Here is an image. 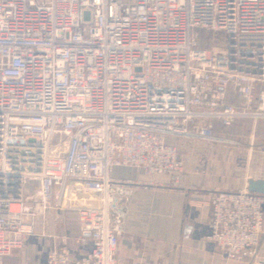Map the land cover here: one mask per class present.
Listing matches in <instances>:
<instances>
[{
	"label": "built area",
	"instance_id": "built-area-1",
	"mask_svg": "<svg viewBox=\"0 0 264 264\" xmlns=\"http://www.w3.org/2000/svg\"><path fill=\"white\" fill-rule=\"evenodd\" d=\"M245 120H264V0H0V264L32 236L29 181L37 214L75 216L85 248L60 233L37 264H119L133 188L111 170L178 182V140L236 143L212 125ZM208 205L210 248L253 259L264 194Z\"/></svg>",
	"mask_w": 264,
	"mask_h": 264
},
{
	"label": "crops",
	"instance_id": "crops-1",
	"mask_svg": "<svg viewBox=\"0 0 264 264\" xmlns=\"http://www.w3.org/2000/svg\"><path fill=\"white\" fill-rule=\"evenodd\" d=\"M228 96L234 101L231 92ZM224 136L241 138L228 132ZM213 146L209 151H193L192 157L183 155L178 182L168 175L147 176L135 169H122L121 176H113L131 182L133 188L129 202L118 209L124 220L117 239L119 264H264V235L253 259L226 261L205 241L211 218L209 198L247 189L249 179L264 180V141L258 149L249 143ZM39 244L32 243L35 264L45 255L36 254Z\"/></svg>",
	"mask_w": 264,
	"mask_h": 264
},
{
	"label": "rangeland",
	"instance_id": "rangeland-1",
	"mask_svg": "<svg viewBox=\"0 0 264 264\" xmlns=\"http://www.w3.org/2000/svg\"><path fill=\"white\" fill-rule=\"evenodd\" d=\"M203 47L205 48V45H203ZM207 48H209L210 50L212 47L207 44ZM223 48L224 45L221 47V50ZM213 129L216 135H225L228 132L229 134H233L241 137L237 139L232 138V140L236 143L211 144L214 146L230 147L231 145H236V144L244 145L246 143H249L252 144L253 147L258 149L264 141V120L241 121L233 125L229 129L226 128L228 131L225 128L217 129V125L216 128L214 127ZM252 135L254 136V138L253 140H250V137ZM177 144L179 149L180 160L183 159V155L192 157L191 153L193 151L195 152H197L198 150L209 151V149L211 148V145L209 143L202 142L199 140L186 139V138H182L178 140ZM196 155L197 154H195V156ZM122 169L123 168H113L111 170L112 176H117V177L121 176L123 171ZM34 184L35 183L33 181H29L25 185L26 186L25 205L29 213H34L33 217L31 215H28L25 219L33 223V233L29 239V244H28L30 246L28 247L24 255V258H23L24 252H19L13 255L11 258L7 259L5 264H35L33 258L35 247L34 245H32V243H34L35 241L40 243L38 247L39 251L37 250L36 254L42 252L41 255H39V257L41 258L43 254H45L50 249L58 248L60 242L57 238V235L60 233H64L68 237L69 243L73 249L72 252L73 255H78L80 254V252H83L85 250V248L79 246L77 242L78 225L75 216L73 215L69 217L64 216L63 211L59 207H54V204L48 205L49 208L46 210L45 216L37 214L38 204L36 202L37 196H35ZM22 258L24 260V263L22 262Z\"/></svg>",
	"mask_w": 264,
	"mask_h": 264
},
{
	"label": "water",
	"instance_id": "water-1",
	"mask_svg": "<svg viewBox=\"0 0 264 264\" xmlns=\"http://www.w3.org/2000/svg\"><path fill=\"white\" fill-rule=\"evenodd\" d=\"M247 191L253 193L264 194V180L262 179H249L247 182ZM116 201L112 203L111 207L115 208Z\"/></svg>",
	"mask_w": 264,
	"mask_h": 264
},
{
	"label": "trees",
	"instance_id": "trees-1",
	"mask_svg": "<svg viewBox=\"0 0 264 264\" xmlns=\"http://www.w3.org/2000/svg\"><path fill=\"white\" fill-rule=\"evenodd\" d=\"M214 127L216 128L215 123H213V125H212V130H213V132H214V129H213ZM218 128L222 129L223 127H220L219 125H217V129H218Z\"/></svg>",
	"mask_w": 264,
	"mask_h": 264
}]
</instances>
